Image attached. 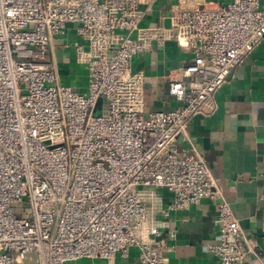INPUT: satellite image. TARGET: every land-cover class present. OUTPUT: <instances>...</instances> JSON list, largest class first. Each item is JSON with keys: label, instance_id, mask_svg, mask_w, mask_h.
Here are the masks:
<instances>
[{"label": "built area", "instance_id": "obj_1", "mask_svg": "<svg viewBox=\"0 0 264 264\" xmlns=\"http://www.w3.org/2000/svg\"><path fill=\"white\" fill-rule=\"evenodd\" d=\"M154 1L0 0V264L111 260L132 247L142 264H166L155 191L172 195L163 214L216 195L206 161L176 140L193 115L215 111L216 90L264 37V6L177 0L168 25L139 26ZM70 24L85 93L59 81L53 57ZM167 41L192 58L169 75L178 104L146 111L131 59ZM216 222L209 252L246 264L254 251L225 201Z\"/></svg>", "mask_w": 264, "mask_h": 264}, {"label": "crops", "instance_id": "obj_2", "mask_svg": "<svg viewBox=\"0 0 264 264\" xmlns=\"http://www.w3.org/2000/svg\"><path fill=\"white\" fill-rule=\"evenodd\" d=\"M211 1L219 4L228 0ZM177 0H155L142 5L139 26L168 25L167 16ZM264 6V0L260 1ZM66 34L53 39V57L58 71L57 52ZM192 58L189 49L167 41L131 59L133 72L145 77L146 111L167 110L178 101L169 94L171 70ZM84 78L87 79L86 71ZM79 91V90H78ZM212 114H195L185 135H179L177 148L194 147L206 161L215 184L216 195L198 203L163 214L172 200L167 189L155 191L151 222L164 239L166 264H218L209 252L217 241V204L228 203L253 249L246 264H264V37L233 68L213 98ZM149 203V202H148ZM84 260V259H80ZM83 264H142L139 251L132 247L126 257L111 260L85 259Z\"/></svg>", "mask_w": 264, "mask_h": 264}, {"label": "rangeland", "instance_id": "obj_3", "mask_svg": "<svg viewBox=\"0 0 264 264\" xmlns=\"http://www.w3.org/2000/svg\"><path fill=\"white\" fill-rule=\"evenodd\" d=\"M74 39L75 26L70 24L67 27L66 37L64 39V43L68 44V46L57 52V64L61 69L60 82L65 85H69L82 93H85L87 90V79L84 78V73L86 71L87 75V70L85 69L84 64L79 63L76 59L75 48L72 44ZM17 208H22V206H15V211ZM26 260L34 261L35 254L32 253L26 255ZM83 261H85V259L78 261H68L65 262V264H83Z\"/></svg>", "mask_w": 264, "mask_h": 264}]
</instances>
